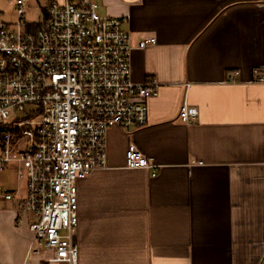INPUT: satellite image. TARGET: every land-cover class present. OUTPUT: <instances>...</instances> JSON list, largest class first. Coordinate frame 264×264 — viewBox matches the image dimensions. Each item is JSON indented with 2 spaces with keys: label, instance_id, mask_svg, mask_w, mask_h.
<instances>
[{
  "label": "crops",
  "instance_id": "crops-1",
  "mask_svg": "<svg viewBox=\"0 0 264 264\" xmlns=\"http://www.w3.org/2000/svg\"><path fill=\"white\" fill-rule=\"evenodd\" d=\"M96 1L134 47L156 40L130 69L158 95L144 127L110 126L107 166L76 181L78 264H264V83L252 79L264 76V0ZM184 102L198 110L189 124ZM131 142L155 176L125 168ZM30 220L0 199V264H54L30 253Z\"/></svg>",
  "mask_w": 264,
  "mask_h": 264
},
{
  "label": "built area",
  "instance_id": "built-area-1",
  "mask_svg": "<svg viewBox=\"0 0 264 264\" xmlns=\"http://www.w3.org/2000/svg\"><path fill=\"white\" fill-rule=\"evenodd\" d=\"M11 2L16 19L0 20V171L12 169L18 188L0 190V199H19L31 216V254L78 264L76 181L107 166L110 126L147 124L158 84L132 82L130 53L156 40L134 47L123 19L102 15L96 0H48L35 22L26 19L27 0ZM252 79L264 83L258 68ZM178 111L186 124L198 115L185 102ZM124 156L125 168L157 173L133 142Z\"/></svg>",
  "mask_w": 264,
  "mask_h": 264
},
{
  "label": "rangeland",
  "instance_id": "rangeland-1",
  "mask_svg": "<svg viewBox=\"0 0 264 264\" xmlns=\"http://www.w3.org/2000/svg\"><path fill=\"white\" fill-rule=\"evenodd\" d=\"M25 8L26 19L30 22H35L41 17L42 7L48 0H27ZM63 3V0H58ZM16 19L14 4L11 0H0V20L14 21ZM18 186L16 174L10 168L0 171V190H12Z\"/></svg>",
  "mask_w": 264,
  "mask_h": 264
}]
</instances>
